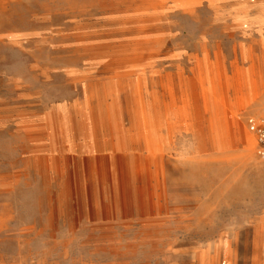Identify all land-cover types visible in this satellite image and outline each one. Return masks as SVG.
I'll use <instances>...</instances> for the list:
<instances>
[{
	"label": "rangeland",
	"instance_id": "obj_1",
	"mask_svg": "<svg viewBox=\"0 0 264 264\" xmlns=\"http://www.w3.org/2000/svg\"><path fill=\"white\" fill-rule=\"evenodd\" d=\"M252 116L264 0H0V264H264Z\"/></svg>",
	"mask_w": 264,
	"mask_h": 264
},
{
	"label": "built area",
	"instance_id": "obj_2",
	"mask_svg": "<svg viewBox=\"0 0 264 264\" xmlns=\"http://www.w3.org/2000/svg\"><path fill=\"white\" fill-rule=\"evenodd\" d=\"M247 124L249 130L256 136V155L264 164V118L249 117Z\"/></svg>",
	"mask_w": 264,
	"mask_h": 264
},
{
	"label": "bare ground",
	"instance_id": "obj_3",
	"mask_svg": "<svg viewBox=\"0 0 264 264\" xmlns=\"http://www.w3.org/2000/svg\"><path fill=\"white\" fill-rule=\"evenodd\" d=\"M138 57H140V56H138ZM136 68V67H135ZM206 69V68H205ZM126 71V70H125ZM142 87V86H141ZM144 88V87H143ZM144 91V90H143ZM143 93V92H142ZM144 101V100H143ZM152 101V100H151ZM177 102V101H176ZM176 109V108H175ZM147 119V118H146ZM138 132V131H137ZM150 133V132H149ZM147 136V135H146ZM149 137H150V135H149ZM152 141V140H151ZM249 141H250V144L253 146V144H254V139H253V137H249ZM149 157H152V156H154L155 155V153H156V151H154V150H152V149H150L149 150ZM162 156V155H161ZM160 164V163H159ZM162 166H163V163H162ZM163 169V168H162Z\"/></svg>",
	"mask_w": 264,
	"mask_h": 264
}]
</instances>
